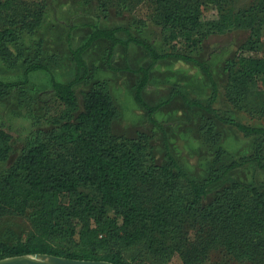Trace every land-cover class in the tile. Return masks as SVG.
I'll list each match as a JSON object with an SVG mask.
<instances>
[{"label":"trees","instance_id":"trees-1","mask_svg":"<svg viewBox=\"0 0 264 264\" xmlns=\"http://www.w3.org/2000/svg\"><path fill=\"white\" fill-rule=\"evenodd\" d=\"M51 1L0 0L1 57L23 68L18 81L0 79V96L15 88L24 103L29 74L45 71L56 110L51 116L46 105L43 115H33L34 128L14 158L12 137L0 128V217L30 223L23 239H0V259L46 253L166 264L177 255L182 264H210V251L221 247L237 262L264 264V179H255L264 173V127L236 117L264 116V0H77L97 12L85 11V23L67 27L66 81L51 73L43 40L33 52L23 49L24 35L36 34ZM138 5L148 6L146 20L125 14ZM206 5L214 19H203ZM78 28L87 33L74 44ZM234 32L247 37L213 66L202 43ZM9 43L16 44L15 58ZM178 62L198 75L172 69ZM107 73L125 79L148 131L116 134L120 108ZM157 81L170 85L168 95L148 101L146 89ZM253 81L263 87L256 104L249 97ZM166 106L182 110L186 130L210 159L196 166L180 160L159 117ZM231 129L252 143L227 149ZM244 170L250 175H239Z\"/></svg>","mask_w":264,"mask_h":264},{"label":"rangeland","instance_id":"rangeland-1","mask_svg":"<svg viewBox=\"0 0 264 264\" xmlns=\"http://www.w3.org/2000/svg\"><path fill=\"white\" fill-rule=\"evenodd\" d=\"M130 12L126 11V15H130L137 19L146 20L149 9L146 5L127 6ZM95 10H92V9ZM97 12L95 6H83L77 0H52L48 6V13L36 34L24 35L22 43L26 53L35 50V44L38 40L44 41V51L49 59V66L51 73L58 81L69 80L71 71L68 62L66 63L65 57H68L67 49V27L79 26L85 23L89 14L85 11ZM129 13V14H128ZM78 16H84L85 19L80 20ZM216 12L213 6L206 5L203 11V19H214ZM73 28V29H74ZM72 29V32H73ZM87 30L78 28L73 33L74 44L87 33ZM90 31V29H89ZM247 37L244 32L227 33L224 35H217L209 37L204 41V55L206 60L212 63L213 66L223 63V60L231 57L237 50L238 44L242 43ZM264 39V38H263ZM16 44H10L7 47L9 53L13 58L16 56ZM177 47L184 48V40H177ZM0 49V79L4 81H18L23 78L22 61L4 62L1 57ZM260 54V53H259ZM49 55V56H48ZM263 55V53H261ZM172 69L182 70L187 74L198 75V72L183 63H176L171 66ZM163 70V67H160ZM165 70V68H164ZM107 78L112 87L114 99L120 108V118L114 125V131L119 135L131 136L140 130H149V126L144 124L143 113L135 104L131 93L124 84V80L119 74L107 73L103 75ZM167 76V75H165ZM160 78V76H156ZM159 80V79H158ZM25 101L20 103L19 94L17 89H12L8 94L0 96V128L7 132L12 137L13 155L12 158L20 152L28 135L34 128L33 115H43L46 105H51L49 114L55 115V109L51 98V83L50 75L45 71H36L29 74V80L25 86ZM170 85L168 83L156 82L146 89V99L151 102H158L161 98L168 95ZM82 87L79 88L81 90ZM263 91V87L257 81H253L250 85L249 97L250 103L256 104L259 99V93ZM33 98V101L29 99ZM223 95L217 102V106L221 109L227 108L228 104L223 100ZM182 111V110H181ZM181 111L174 107H164L159 114L162 120L167 121L166 127L170 131V136L174 142L175 150L183 163L199 165L206 162L205 159H210L205 148L198 140L195 139L194 133L186 130V123L181 116ZM167 114L172 115V120L169 119ZM177 114V115H176ZM180 117V118H179ZM237 119L244 124L250 126L264 127V116L258 114H236ZM179 118V119H178ZM144 128V129H143ZM157 138L159 135L156 134ZM252 143V140L243 138V135L235 130L227 131V139L225 146L229 150L236 151L240 147ZM205 153V154H204ZM239 175H250L247 170L241 171ZM255 179L261 181L264 179V173L257 171ZM30 230V223L26 218H19L14 216L0 217V239L7 241L9 238L23 239ZM13 241V240H12ZM210 264H246V262H237L227 255L224 250L219 247L212 249L209 253ZM166 264H182L180 258L176 255Z\"/></svg>","mask_w":264,"mask_h":264},{"label":"water","instance_id":"water-1","mask_svg":"<svg viewBox=\"0 0 264 264\" xmlns=\"http://www.w3.org/2000/svg\"><path fill=\"white\" fill-rule=\"evenodd\" d=\"M0 264H114L104 260H79L46 253H33L0 259Z\"/></svg>","mask_w":264,"mask_h":264},{"label":"crops","instance_id":"crops-1","mask_svg":"<svg viewBox=\"0 0 264 264\" xmlns=\"http://www.w3.org/2000/svg\"><path fill=\"white\" fill-rule=\"evenodd\" d=\"M243 3H245V2H243ZM243 3H241L240 6H241ZM258 55L261 56V54H258Z\"/></svg>","mask_w":264,"mask_h":264}]
</instances>
